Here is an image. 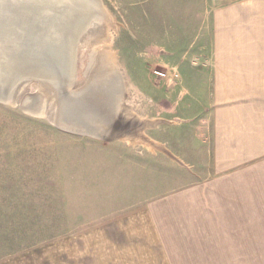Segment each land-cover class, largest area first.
Listing matches in <instances>:
<instances>
[{
    "label": "rangeland",
    "instance_id": "374dc122",
    "mask_svg": "<svg viewBox=\"0 0 264 264\" xmlns=\"http://www.w3.org/2000/svg\"><path fill=\"white\" fill-rule=\"evenodd\" d=\"M99 2L104 18L87 27L75 46L72 89L58 80L55 84L43 77L23 78L9 86L6 97H0V264L132 260L130 252L123 254L125 246L130 250V240L125 244L116 236L108 238L104 224V232L102 228L92 231V222L86 220L91 218L94 187H100L97 199L104 200L109 183L103 152L107 142L101 138L121 136L133 142L158 129L170 139L177 135L187 140L186 113L176 110L177 103L187 97L186 77L182 79L181 74L186 76L190 53L204 50L209 41V0H190V4L188 0ZM107 54L122 87L116 114L106 105L97 110L104 119L90 123L77 119L79 111L73 108L68 117L74 119L67 118L63 105L74 98L69 94L87 85L97 58ZM154 70L167 72V77L156 76ZM118 111L123 119L117 117ZM178 144L181 150L187 149L186 142ZM165 160L187 168L186 158ZM195 162L206 165L208 159ZM78 200L85 207L81 224L70 216ZM188 256L179 258L187 260ZM204 257L225 260L227 255Z\"/></svg>",
    "mask_w": 264,
    "mask_h": 264
},
{
    "label": "crops",
    "instance_id": "0c3cea01",
    "mask_svg": "<svg viewBox=\"0 0 264 264\" xmlns=\"http://www.w3.org/2000/svg\"><path fill=\"white\" fill-rule=\"evenodd\" d=\"M208 6L209 41L181 74L187 97L176 110L186 113L187 140L158 129L133 142L101 138L109 183L104 200L94 187L86 220L130 240L123 254L133 256L107 264H264V0ZM171 157L186 158L187 168ZM84 212L78 200L70 216L81 224Z\"/></svg>",
    "mask_w": 264,
    "mask_h": 264
},
{
    "label": "bare ground",
    "instance_id": "6f19581e",
    "mask_svg": "<svg viewBox=\"0 0 264 264\" xmlns=\"http://www.w3.org/2000/svg\"><path fill=\"white\" fill-rule=\"evenodd\" d=\"M7 1L10 4V9L6 13L5 10L0 11L3 17L2 23H0L2 28L0 86L2 84L12 86L19 79L42 76L55 84V81L58 80L64 88L72 89L75 72V43L78 42L79 36L87 27L99 24L100 20L104 18L99 0ZM4 37L9 38L4 41ZM109 58L108 54L105 58L99 56L87 85L69 94L74 95V98L63 105L67 118L74 119V117H68L70 109H74L79 111L78 114L74 112L76 118L78 116L89 123L95 122L98 117L105 118V115H101L97 110L106 105H109L116 114L122 87H120L116 66L112 63L113 61H109ZM50 62H54L56 65ZM14 97L16 98V96ZM118 113L119 115L115 116L123 119V115H120L119 111Z\"/></svg>",
    "mask_w": 264,
    "mask_h": 264
},
{
    "label": "water",
    "instance_id": "95a60500",
    "mask_svg": "<svg viewBox=\"0 0 264 264\" xmlns=\"http://www.w3.org/2000/svg\"><path fill=\"white\" fill-rule=\"evenodd\" d=\"M61 1H63V0H61ZM9 5L10 4L8 3L7 0H0V11L3 12L5 10V13H6L10 9ZM1 19H3L2 14H0V23H2ZM1 31H2V28H1V25H0V41L2 40ZM8 38L9 37H4V41H6ZM72 46H73V43H72ZM75 46H76V43H75ZM50 63L55 64L54 62H50ZM41 77L42 76H40V77L39 76H31L28 79H40ZM6 88L8 89L7 91H6ZM9 88H10L9 86H6L5 84H2V86H0V97H6L8 95V94L6 95V93H8ZM4 95H6V96H4Z\"/></svg>",
    "mask_w": 264,
    "mask_h": 264
},
{
    "label": "built area",
    "instance_id": "2783aa9c",
    "mask_svg": "<svg viewBox=\"0 0 264 264\" xmlns=\"http://www.w3.org/2000/svg\"><path fill=\"white\" fill-rule=\"evenodd\" d=\"M153 73H154L156 76L161 77V78H163V77H167V72H165V71L154 70ZM176 75H177L176 73H174V74L172 73V76H173V77H175Z\"/></svg>",
    "mask_w": 264,
    "mask_h": 264
}]
</instances>
